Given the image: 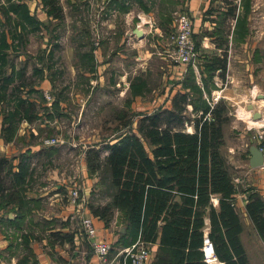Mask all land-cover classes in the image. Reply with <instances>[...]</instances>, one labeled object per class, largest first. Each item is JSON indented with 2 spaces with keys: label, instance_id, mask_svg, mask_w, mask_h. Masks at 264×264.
Returning a JSON list of instances; mask_svg holds the SVG:
<instances>
[{
  "label": "rangeland",
  "instance_id": "obj_1",
  "mask_svg": "<svg viewBox=\"0 0 264 264\" xmlns=\"http://www.w3.org/2000/svg\"><path fill=\"white\" fill-rule=\"evenodd\" d=\"M59 1L62 18L49 14L51 10L46 0H0V110L9 108L13 101H34L37 118L33 122L23 119L21 128L27 131V136L35 129L38 134L42 133V140H57L56 151L49 157L34 159L36 178L33 177L30 186L40 192L45 191L46 185H51L48 176L52 167L61 168L62 177L73 186L77 169L81 173L79 155L87 160L91 152L90 159L100 168H107L108 146L136 130L143 114L164 106L157 99L163 92L165 78L171 75L168 69L173 65L180 66L173 58V45L167 35L161 37L151 28L150 34L139 40L133 29L143 22L139 12L152 13L155 16L153 22L158 23L162 14L171 19L176 11L185 10V0H146L144 4L142 0ZM229 1L234 0H218L214 4L220 13L213 31L219 33L223 29L225 35L231 27L229 22L233 21H223ZM240 5V17L249 16L255 8L252 29L255 39L260 35L264 44V0H240ZM207 25H204L205 29ZM232 60L233 68L237 70L236 49ZM25 66L26 77L34 84L19 88L22 81L20 68ZM242 76L235 82L240 87L238 100L243 105L246 101L260 102L262 98L253 96L250 85H262V74L253 78L248 73ZM229 85L235 89L232 93H236L237 86ZM16 86L19 90L14 89ZM259 93H264V85ZM59 110L61 115H57ZM125 122H130L131 126L126 128ZM246 127L247 122L235 116L227 128L228 143L241 147L249 142L238 139L235 131H259L253 126ZM27 136L23 135L20 142L23 143ZM227 146L224 153L229 157L235 184H241L242 171L237 167L241 155L238 150L241 149L230 153ZM81 148L83 153L77 151ZM99 150H102L101 155L96 153ZM53 158L56 160H51ZM85 163L88 165V161ZM106 173L98 169L101 176L95 184L94 197L103 191L109 194ZM154 262L158 263L156 257Z\"/></svg>",
  "mask_w": 264,
  "mask_h": 264
},
{
  "label": "trees",
  "instance_id": "obj_2",
  "mask_svg": "<svg viewBox=\"0 0 264 264\" xmlns=\"http://www.w3.org/2000/svg\"><path fill=\"white\" fill-rule=\"evenodd\" d=\"M46 1L51 10L49 14L62 18L60 1ZM142 2L144 4L146 0ZM235 14V7L227 12L230 16ZM170 20L165 17L162 23L167 30L169 28L165 26ZM223 32L221 29L217 33L218 47L227 43ZM219 66L226 69L225 58L216 56L206 63L209 78L203 77V82L207 90H210L215 70ZM26 69L27 66L20 68L22 81L19 88L34 84L26 77ZM183 87L172 97L170 107L143 114L136 130L126 133L108 146L107 168L95 164L89 152V171L92 174L97 173L98 169L106 171L112 179V185L117 187L112 203L91 205V209L107 223L114 211L118 210L120 220L127 228L121 236L131 238V241L137 238L140 231L145 241H159L161 246L157 264H210L203 251L205 213L198 207L211 204L214 195L219 194L220 211L217 213L211 206L209 214L212 224L209 238L215 254L224 264H250L240 239L242 224L232 196L236 186L231 165L222 151L225 145L224 130L231 123L227 106L221 101L211 107L203 98V90L197 85L192 65L189 66V76L184 80ZM35 90L39 91L37 88ZM16 94L19 95V91ZM189 104H192L195 116L189 111ZM8 106L1 110V136L5 142L15 139L23 119L33 122L37 118V104L30 99L13 101ZM60 112L57 115H61ZM124 126H131L130 122H125ZM189 126L194 128L192 132L188 131ZM54 151L56 147L52 146L39 152L29 149L11 158L0 156V208L11 206L10 210L18 212L14 219L8 218L12 223L20 226L26 218L24 209L30 201L25 194L36 173L34 159H39L42 154L49 156ZM96 153L101 155L102 150ZM16 159L18 170L14 171L13 160ZM9 176L11 181L7 180ZM175 193L181 195V202L174 200ZM195 195L198 198L194 211L192 205ZM263 205L261 199L248 205L250 215L262 234Z\"/></svg>",
  "mask_w": 264,
  "mask_h": 264
},
{
  "label": "crops",
  "instance_id": "obj_3",
  "mask_svg": "<svg viewBox=\"0 0 264 264\" xmlns=\"http://www.w3.org/2000/svg\"><path fill=\"white\" fill-rule=\"evenodd\" d=\"M184 2L185 10L190 13L195 24L194 37H196V41L198 40L199 47L197 50L199 56L196 65H192V67L197 85L203 90V98L206 99L211 107L223 101L227 106V113L231 121L235 120L236 116L238 120L240 119L247 122L246 128H251V126H253L259 129L258 133L257 131L249 130L247 132L246 129H243V131L242 129L240 131H235L238 139H242V141L249 140L244 146L235 147L234 143L229 144L227 141L228 126H226L224 130L225 145L222 147V151L224 153L227 143L229 144L227 147L230 153L236 152L237 148L241 149L238 150L241 151V155L239 156L237 167L241 168L242 179L240 181L241 184H235L233 177L236 191L232 194L234 197L235 210L242 224L240 239L245 248L249 263L264 264V234L257 228L248 210V205L254 202V200L261 199L264 202V164L258 167H252L250 164L252 158L250 147L253 143L258 144L264 152V93H259V89L264 85V44L261 43L262 37L260 35L255 39V30L253 31L252 29V12L255 8H253L249 16L246 17L244 15V17H240L239 12H241L242 8L240 0L228 2L227 10L229 11L231 7H235V13L237 14L238 10V16H236V14L230 16L227 15L228 11L224 12L225 21H227V19H232L233 21L229 22L231 27H229V31H227L225 35L227 39V43L224 45L225 47H218L217 31H213L217 24L216 20L218 19V14L220 13L214 6L215 2H218V0H185ZM239 5L240 7L238 8ZM165 17L166 16L162 14L159 22L155 23L153 22L155 16L152 13L142 11V14H140L139 12V18L143 19V22H139L140 24H138V27L145 31L144 37L149 35V30L153 28V32L158 33L161 37L167 35L166 37L168 38L170 30L172 29L173 18H171V22L165 26L169 28L167 30L162 26ZM207 24L210 25L208 26ZM204 25H207L206 29ZM204 29L206 31H204ZM134 30L135 28L133 31ZM251 37L253 42L251 41ZM130 38L131 37L128 39ZM143 38L138 37L139 40ZM159 44L161 45V43ZM163 48H165V46ZM235 49L237 57L239 58L237 70H234V64H232V56ZM216 56L226 59V69L219 66V68L215 70L213 81L210 84V90H207L203 82V77L209 78L208 71L206 70V63ZM242 56L245 57L242 58ZM204 69L206 72H202ZM168 70L171 75L168 79L165 78L163 92L157 99L160 103H163V107L171 106L172 97L177 91L184 89L183 82L189 76V67L183 65H173L170 66ZM245 73H248L250 78L262 74V85L256 83L250 85L253 96L258 99L262 98L259 100L260 102H257L259 108H257L258 105L254 100L246 101L244 105L241 104V100H238V97H240V87H238L235 82L236 80L239 82L243 77L242 75ZM234 74H236L237 77H235ZM173 79L178 80V83ZM229 83L234 87L237 86L236 93H232L235 89H231ZM172 85H174L173 88ZM128 87L130 88L129 85ZM249 104H254L255 108L250 110ZM188 109L193 113L192 116L196 115V113L193 112L192 104L188 105ZM257 110L263 113L261 119H255L253 117L254 111ZM201 114L202 111H200L199 115ZM254 120H259V122H255ZM2 121L3 114L0 110V156L11 158L29 149L32 152H39L52 146L57 147L56 144H45V139H41L42 133L38 134L35 129H32L27 136V131L23 130L21 126L15 139L11 142H5L1 136ZM193 130L194 128L192 126L188 127V131L192 132ZM259 132L263 134V138L261 139L258 137ZM23 135L27 137H24V141L21 143L20 139L22 140V138L20 137ZM252 137L254 140H252ZM80 150L82 153L84 152L83 148L77 149L79 152ZM44 156L46 155L42 154V157ZM225 157L230 164L229 157L226 155ZM45 159L47 161L50 160L47 158ZM78 159L81 160V163H79V166H81V173H79L80 171L77 169L78 175L75 176L73 181L81 189V199H79V203L82 206L81 208L84 211V215H88L94 219L100 237L112 244V249L106 264H132L131 259L126 257L122 253V250L131 246L139 239L145 240L142 236V232L140 231L137 238L131 241V238L121 236V234L126 232L127 228L123 220H120L121 214L118 210L114 211L113 217L108 223L106 220L93 213L91 205L104 206L112 203L117 189L112 185V179L108 175L109 194H104L103 191V194H99V196L97 194V197H94L93 195L97 191L95 184L99 183L101 175L98 174V172L92 174L89 171L88 165L85 163L87 160H84L82 155H79ZM51 160L55 161L56 159L53 158ZM13 162L15 164L14 171H17L18 160H13ZM51 170L52 172H50L51 174L48 176L49 179L52 180L50 183L51 185H46L45 191L40 192L30 187L26 192V198L30 203L29 206L24 209L26 218L21 222L22 225L19 226L8 220V218L14 219L18 215L16 210L15 212L10 210L11 206L8 208H0V264H103L92 251L89 240L81 227V220L77 208L70 203L69 195L72 184L69 186V181H66V179L62 177L61 168L52 167ZM5 172L6 170L3 171V174H5ZM34 178H36L35 174ZM7 180L11 181V176H9ZM81 183L83 184L81 185ZM197 198L198 197L195 195V201L192 205L194 211L197 208ZM174 200L181 202V195L175 193ZM211 201V204L198 207L205 213L204 225L202 227L205 241L207 239L210 240L209 234L212 230L209 216L210 207L213 206L216 212L219 213L220 195L215 194ZM43 204L46 207L43 206ZM163 223L164 221L161 222V224ZM222 232H224V230H222ZM145 242L148 243L151 249V259L147 264H155V257L159 259L158 255L161 244L159 241ZM216 258L218 264H224L218 257Z\"/></svg>",
  "mask_w": 264,
  "mask_h": 264
},
{
  "label": "built area",
  "instance_id": "obj_4",
  "mask_svg": "<svg viewBox=\"0 0 264 264\" xmlns=\"http://www.w3.org/2000/svg\"><path fill=\"white\" fill-rule=\"evenodd\" d=\"M172 26L168 39L173 45V58L175 62H177L178 65L195 66L199 53L194 37L195 24L192 16L186 10L176 11L173 16ZM46 97L48 99L51 98L49 94H47ZM258 137L260 139L263 138L262 132H259ZM56 143L57 140L55 138H48L45 140V144L48 145H54ZM79 199H81V189L74 183L70 188V203L77 208L81 220V227L87 235L93 253L103 264H106L112 249V244L100 237L94 219L88 215H84ZM203 251L205 259L209 263H213L212 261L216 259L217 256L211 240L207 239L205 241ZM122 253L131 259L132 264H147L151 259V249L148 243L142 239L124 248ZM210 255H213V258L209 257Z\"/></svg>",
  "mask_w": 264,
  "mask_h": 264
},
{
  "label": "water",
  "instance_id": "obj_5",
  "mask_svg": "<svg viewBox=\"0 0 264 264\" xmlns=\"http://www.w3.org/2000/svg\"><path fill=\"white\" fill-rule=\"evenodd\" d=\"M134 33L140 38H143L145 36V31L139 27L135 28ZM254 108H255L254 104H249L250 110H253ZM262 116H263L262 111L260 110L254 111L253 117L255 119H261ZM250 151L252 153V158L250 161L251 166L252 167L262 166L264 164V152L260 148V146L256 143H253L250 147ZM212 264H218V263L216 262Z\"/></svg>",
  "mask_w": 264,
  "mask_h": 264
},
{
  "label": "bare ground",
  "instance_id": "obj_6",
  "mask_svg": "<svg viewBox=\"0 0 264 264\" xmlns=\"http://www.w3.org/2000/svg\"><path fill=\"white\" fill-rule=\"evenodd\" d=\"M262 103V102H261ZM238 110H241V109H238ZM252 120V119H251ZM253 121V120H252ZM255 122H259V120H254ZM253 123V122H252ZM209 257H211V258H213V255H210ZM213 263H216V260L214 259L213 261H212Z\"/></svg>",
  "mask_w": 264,
  "mask_h": 264
}]
</instances>
